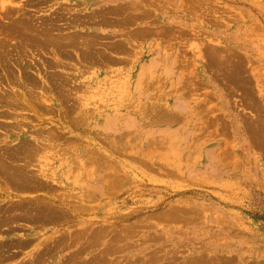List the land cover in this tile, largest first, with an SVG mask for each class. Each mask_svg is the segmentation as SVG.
<instances>
[{"label": "rangeland", "instance_id": "obj_1", "mask_svg": "<svg viewBox=\"0 0 264 264\" xmlns=\"http://www.w3.org/2000/svg\"><path fill=\"white\" fill-rule=\"evenodd\" d=\"M0 41L12 169L56 175H0V264H264V0H0Z\"/></svg>", "mask_w": 264, "mask_h": 264}, {"label": "bare ground", "instance_id": "obj_2", "mask_svg": "<svg viewBox=\"0 0 264 264\" xmlns=\"http://www.w3.org/2000/svg\"><path fill=\"white\" fill-rule=\"evenodd\" d=\"M7 4V3H6ZM13 4V3H12ZM1 5H2V10L3 11H5V14L7 15V16H12V13H13V11H15V8H13V9H9V8H7V7H9L8 5H9V3H8V5H5V3H1ZM13 6H14V4H13ZM21 9V8H20ZM24 11H23V13H22V17L23 16H25L24 15ZM4 17H6L5 15H4ZM7 18V17H6ZM31 18V17H30ZM13 19V18H12ZM27 19H24V21H26ZM27 21H30L29 19L27 20ZM10 23V22H9ZM31 25H34L33 23H31ZM7 26V25H6ZM42 27V26H41ZM47 27V26H46ZM52 27V26H51ZM10 28V27H9ZM22 28H24L25 30H24V32H25V35H27V37L29 38L32 34V29H34L35 27H32V29H31V27L27 24V23H25V22H20V24L19 25H13V27H11V30L10 29H8V26H7V28H5L4 27V29H6L7 30V35L9 36V34H11L10 33V31H19V30H21ZM43 28V27H42ZM55 28V27H54ZM31 29V30H30ZM48 29V28H47ZM51 29V28H50ZM10 30V31H9ZM41 30V29H40ZM31 31V32H30ZM35 31V29L33 30V32ZM42 31V30H41ZM59 31V30H58ZM26 32H27V34H26ZM28 32L30 33L29 34V36H28ZM35 33V32H34ZM33 33V34H34ZM43 33V32H42ZM45 33V32H44ZM49 33V32H48ZM54 33H55V31H54ZM13 34V33H12ZM24 34V33H23ZM35 34H37V33H35ZM40 34V33H39ZM52 34V33H51ZM6 35V36H7ZM13 36V35H12ZM11 36V37H12ZM16 36H18V35H16ZM37 36V35H36ZM39 36V35H38ZM45 36L46 35H44V37L43 38H45ZM60 36V35H59ZM21 37V36H20ZM24 37H26V36H24ZM26 37V38H27ZM31 37H34L33 35L31 36ZM40 37V36H39ZM42 37V36H41ZM48 37H51L50 35H48ZM58 37V36H57ZM72 37H73V35H72ZM7 38H10V37H7ZM34 38H36V37H34ZM33 38V39H34ZM46 38H47V36H46ZM53 37H51V39H52ZM60 38V37H59ZM61 38H63V37H61ZM60 38V39H61ZM11 39H13V38H11ZM16 39H18V38H16ZM54 39V38H53ZM53 39H52V41H53ZM66 39V38H65ZM64 39V41H66ZM71 39V38H70ZM70 39H69V41H70ZM73 39H74V37H73ZM73 39H71V40H73ZM24 40V39H23ZM35 40V39H34ZM40 41L41 39L39 38V39H37V41ZM46 40V42H47V39H45ZM56 40H58V39H56ZM5 41H6V39H5ZM14 41V40H13ZM38 41V42H39ZM51 41V40H50ZM74 41V40H73ZM73 41H72V43H71V41L70 42H68V43H70V45H74L73 44ZM8 42V41H7ZM33 42H35L36 43V41H33ZM37 42V43H38ZM41 42V41H40ZM56 42V41H55ZM60 42L61 43H63L61 40H60ZM67 42V41H66ZM77 42V41H76ZM0 43H1V41H0ZM29 43V42H28ZM67 44V43H66ZM30 45V44H29ZM37 45V44H36ZM39 45H41V44H39ZM43 45V44H42ZM42 45H41V47H42ZM50 45V44H49ZM63 45V44H62ZM69 45V44H68ZM67 45V46H68ZM2 46L4 47V46H6V44L5 43H2ZM19 46V45H18ZM22 46V45H21ZM55 46H58V44H55ZM65 46V43H64V45H63V47ZM90 46H92L91 44H90ZM40 47V46H39ZM53 47V46H52ZM66 47V46H65ZM75 47V46H74ZM77 47V46H76ZM86 47H89L88 45H86ZM26 48V47H25ZM57 48V47H56ZM92 48V47H91ZM20 49H21V47H20ZM43 49V48H42ZM68 49V48H67ZM77 49V48H76ZM59 50H60V45H59ZM86 50V49H85ZM89 50V49H88ZM91 50V49H90ZM56 51V50H55ZM68 51V50H67ZM62 52V51H61ZM4 53V52H3ZM56 53V52H55ZM85 54V53H84ZM61 55V54H60ZM88 55V54H87ZM6 58V57H5ZM87 58H88V56H87ZM94 58V57H93ZM11 60V59H10ZM20 61V60H19ZM4 62H5V59H4ZM21 62V61H20ZM11 63V62H10ZM22 63V62H21ZM94 64V63H93ZM6 65H4V67H5ZM3 67V66H2ZM5 69V68H4ZM7 69H8V67H7ZM6 69V70H7ZM10 70V69H9ZM1 76V75H0ZM3 77V76H2ZM4 78V77H3ZM23 78V77H22ZM30 78V77H29ZM1 79V78H0ZM27 79V78H26ZM31 79V78H30ZM3 80V79H2ZM1 80V81H2ZM13 80V79H12ZM21 80V79H20ZM29 80V79H28ZM30 81H32V80H30ZM29 81V82H30ZM2 82H5V81H2ZM27 81H25V82H23V84L24 83H26ZM33 82V81H32ZM28 83V82H27ZM29 85H30V83H28ZM2 85H5V84H2ZM2 85H0L1 86V88H2ZM7 85V84H6ZM5 87V86H4ZM8 87V86H7ZM6 88V87H5ZM7 89V88H6ZM1 90V89H0ZM3 90L4 89H2V92H1V96H0V110H1V107H2V109L3 108H6L5 110H1L0 111V127H3V128H5L4 130L5 131H3V132H5L4 133V140H1L0 141V175L1 176H3L4 178H3V180L6 182V185H8V187L9 186H12L13 187V189H15L16 190V192L18 191L19 193H22V194H28V191H30V192H32V191H34V190H32V188L33 187H39V186H47L48 184H47V182H44L42 179H44V180H52V181H55V178H56V175H55V171H52V169H51V171L49 170V169H44V167H41L40 169H39V175H31V174H33V173H29V172H27L29 169L28 168H30V166L34 163H32V164H29L30 166L29 167H27L26 166V163H27V161H25L24 163V165L27 167V169L26 168H20V169H12V167L14 166V164L17 162V160H19V159H21L20 161H22V160H26L27 158H28V156L30 157V156H32V158H33V155L35 156V154H37V153H39V154H41L42 152H41V150H43V152H44V150H46L47 148H45V147H43V146H40V147H38L39 145H38V143H37V147L35 148V147H31V146H29L30 145V141H29V145L28 146H25V145H21L19 148H17L16 146V148H13V147H11L10 146V144H9V142H8V140L7 139H9V135H8V133L9 132H7V127L9 126V125H11L10 123V121H8L7 119H4V118H6V117H10V113H11V115L13 114L12 112H7V107H8V105H9V100H8V98H7V93H6V91L5 92H3ZM7 92H9L10 93V91H7ZM12 95V94H11ZM8 103H6V102ZM14 102V101H13ZM14 106V105H13ZM9 107H11V106H9ZM16 107V106H15ZM17 107H18V105H17ZM14 108V107H13ZM41 108H42V106H41ZM14 109H18V108H14ZM34 109V108H33ZM36 109H38V108H36ZM10 110V109H9ZM12 110V109H11ZM13 116V115H12ZM8 117V118H9ZM3 118V119H2ZM10 127V126H9ZM13 128V127H12ZM1 129V128H0ZM264 129V128H263ZM12 130V129H11ZM43 130V129H42ZM41 130V132H40V137H41V139L42 138H45L44 140H49V139H51L52 140V138H53V136L55 135H53V134H51L50 132L49 133H47V132H45V133H47V134H45V135H42L44 132ZM48 130V129H47ZM21 132H23V131H21ZM19 133V139L23 136L22 135V133ZM262 132V131H261ZM38 134V133H37ZM262 136H264V131H263V134H262ZM39 137V136H38ZM38 137H34V139H38ZM54 137H56V136H54ZM54 139H56V138H53V140ZM262 141H263V143H264V137H263V139H262ZM27 142V141H26ZM25 142V143H26ZM10 143H12V142H10ZM23 143V142H22ZM262 144V143H261ZM44 146H45V144H44ZM41 153H40V152ZM45 153V152H44ZM43 153V154H44ZM31 154H33V155H31ZM42 154V155H43ZM45 154H47V153H45ZM46 156V155H45ZM36 157H38V155L37 156H35L34 158L36 159ZM40 157H41V155H40ZM47 157V156H46ZM43 158V157H42ZM29 159H31V157L29 158ZM38 159V158H37ZM41 159V158H40ZM44 159H45V157H44ZM31 160H33V159H31ZM19 161V162H20ZM36 161H38V160H36ZM23 162V161H22ZM30 163H31V161H30ZM34 165V164H33ZM22 166V165H21ZM31 172V171H30ZM37 173V174H38ZM58 178V177H57ZM1 179H2V177H1ZM40 179V180H39ZM59 179V178H58ZM7 187V186H6ZM11 188V187H10ZM43 188H45V187H43ZM42 188V189H43ZM7 189V188H6ZM41 189V190H42ZM45 189H49V188H45ZM44 189V190H45ZM32 190V191H31ZM14 191V190H13ZM38 191V190H37ZM48 191H50V190H48ZM45 192V191H44ZM0 194H2V193H0ZM3 195H5L6 197L7 196H10V193L9 192H6V194H3ZM2 195V196H3ZM1 196V195H0ZM2 196H1V198H2ZM21 204V203H20ZM48 204V203H47ZM47 204H45V205H47ZM39 205V204H38ZM49 205V204H48ZM14 206V205H13ZM20 206V205H19ZM42 206V205H41ZM40 206V207H41ZM33 207V206H32ZM37 209H40V208H38L37 207V205L35 206ZM43 207V206H42ZM8 208H10V207H8ZM24 208V207H23ZM30 209V208H29ZM28 209V210H29ZM42 209V208H41ZM9 210V209H8ZM23 210V209H22ZM22 210H18V212L19 211H22ZM27 210V211H28ZM15 212V208H14V210H12V212ZM24 211V210H23ZM32 211V210H31ZM30 211V215H34L35 214V212L33 213V214H31L32 212ZM5 212H7L6 210L4 211V213ZM11 212V211H10ZM10 212H7V213H5V215H6V220H8V219H10L13 215L10 213ZM17 212V213H18ZM29 212V211H28ZM52 212H53V210H52ZM22 213V212H21ZM21 213H20V215H21ZM47 213V212H46ZM48 213H50L49 211H48ZM55 213V212H54ZM2 214V213H1ZM19 214V213H18ZM57 214V213H56ZM5 215H4V217H5ZM17 215V214H16ZM36 215V214H35ZM38 215V214H37ZM54 215V214H53ZM58 216H59V214H57ZM3 216V215H2ZM21 216H24V215H21ZM28 216V215H27ZM51 216H52V213H51ZM50 217V216H49ZM39 218V217H38ZM43 218V217H42ZM24 219V218H23ZM34 219V218H33ZM0 221L2 222V220L0 219ZM5 221V220H4ZM37 221V220H36ZM0 222V223H1ZM35 222V221H34ZM3 223V222H2ZM44 223H46V222H44ZM6 223L4 222V224L3 225H5ZM8 224V223H7ZM2 227V226H1ZM3 248H5V247H3Z\"/></svg>", "mask_w": 264, "mask_h": 264}]
</instances>
